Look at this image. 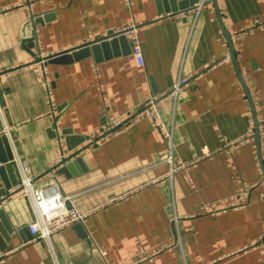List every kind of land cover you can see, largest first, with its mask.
<instances>
[{
  "label": "crops",
  "instance_id": "obj_1",
  "mask_svg": "<svg viewBox=\"0 0 264 264\" xmlns=\"http://www.w3.org/2000/svg\"><path fill=\"white\" fill-rule=\"evenodd\" d=\"M216 1L220 14L216 4L195 13L198 0H0V264H264V133L237 142L264 115V28L243 35L235 60L226 36L264 18V0ZM133 18L143 65L123 35L101 40ZM40 54L52 116L41 79L24 67ZM180 77L189 81L170 96ZM155 96L172 145L146 115L89 140ZM204 146L216 152L191 167L192 184L168 175ZM18 158L36 185L57 183L89 213L52 236L54 255L28 230L29 198L11 194L22 183ZM244 185H254L244 202L201 212Z\"/></svg>",
  "mask_w": 264,
  "mask_h": 264
},
{
  "label": "built area",
  "instance_id": "obj_2",
  "mask_svg": "<svg viewBox=\"0 0 264 264\" xmlns=\"http://www.w3.org/2000/svg\"><path fill=\"white\" fill-rule=\"evenodd\" d=\"M28 3H32L34 0H27ZM123 4L129 8L133 7L134 0H122ZM214 2L212 0H198L196 2L194 11L198 13L204 6H209L214 9ZM142 22L138 21L136 18L132 19L128 24L115 29L113 32L115 34H121L127 39L130 40L132 46V54L138 62L139 65L144 64L143 48L140 39V29L142 27ZM264 28V18H258L252 20L248 26L240 27L239 30L233 31L230 36L232 45L234 49H239L241 45V38L243 35L256 31V29ZM224 44H227V39L224 38ZM224 59L230 60L231 54L227 50L225 52ZM48 58L40 54L35 61L26 64L24 67L32 68L39 78L41 79L45 93L48 96V105H49V114L55 115L56 105L53 103V97L51 93L52 89V80L48 76V71L46 68ZM189 81V77H180L170 93V96L176 95L179 88L182 85H185ZM98 91L102 94V97L106 99L105 91L103 90V85L99 84L97 87ZM142 115L149 117L151 124L154 129L162 134L167 142L172 145L173 130L168 128L160 119V112L158 107L157 97L148 98L142 105V108L138 112L130 111L126 114L121 115L120 117H108L107 121L104 123V127L100 130L92 133L89 140L90 141H99L109 134H118L121 131L127 129L131 123L135 122ZM257 124L255 121L251 122V126L246 136L242 137L237 142H242V140H248L252 138L254 134H263L264 133V115H259L256 118ZM58 142L61 144L62 139L60 137L59 130L57 131ZM235 142V144L237 143ZM260 146L264 147V141L261 142ZM216 150H211L209 147L204 146L201 151L194 157L190 163H178L177 166H174L170 169L168 175L174 173V171H180L187 176V180L190 184L193 183L191 175H189V170L192 166L197 164L202 159L208 158ZM66 154L63 153L59 161L66 158ZM167 158L173 160L172 155L168 154ZM260 159L263 160V157L260 154ZM19 163L20 172H21V185L16 189L11 191L12 195L17 196H26L29 198L32 212L35 215L34 220L28 224V230L31 231L34 239H44L48 242L51 248V238L56 233L60 232L64 227L70 226L75 222L84 223L89 216V213L80 211L74 204L71 196L63 194L60 190V187L57 183L48 186H39L36 185V179L34 175L30 173V168L27 162H24L20 158L17 159ZM264 166V165H263ZM264 168V167H263ZM54 170V169H53ZM53 170H50L44 174L54 175ZM254 186V185H252ZM252 186L244 185V187L238 190V193L232 196L227 201H221L220 203L211 202L210 204H203L201 206V212L210 213V211H219L221 209H226L227 206H235L237 203L244 202L247 198V192ZM127 194L119 197L123 199ZM118 199V200H119ZM117 200V199H115ZM113 201V200H112ZM241 201V202H240ZM264 202V195H263ZM138 244V241L136 242ZM52 249V248H51ZM53 255L54 251L52 249ZM102 254H106L105 250H101ZM148 255H143L142 258H147ZM56 257L54 256V259ZM3 259V256L0 257V260ZM132 264V263H129Z\"/></svg>",
  "mask_w": 264,
  "mask_h": 264
},
{
  "label": "water",
  "instance_id": "obj_3",
  "mask_svg": "<svg viewBox=\"0 0 264 264\" xmlns=\"http://www.w3.org/2000/svg\"><path fill=\"white\" fill-rule=\"evenodd\" d=\"M213 2H215V4H216V9H217L218 13L220 14V8H219V4H218V2H217L216 0H213ZM220 17H221V16H220ZM114 34H115L114 32H113V33H109L108 35L102 37L101 40H102V39H105L106 37H110L111 35H114ZM226 36L228 37V42H229V46H230V49H231V53L234 55V60H235V53H233V45H232V42H231L230 36H229L228 34H226ZM248 93H249V92H248ZM249 99L251 100V97H249ZM254 121H255L256 124H257L256 119H254ZM7 196H8L7 194L1 196V197H0V203L3 202V200L6 199Z\"/></svg>",
  "mask_w": 264,
  "mask_h": 264
}]
</instances>
